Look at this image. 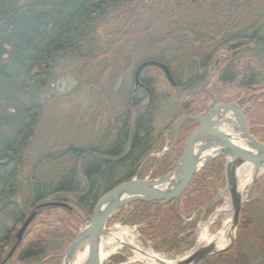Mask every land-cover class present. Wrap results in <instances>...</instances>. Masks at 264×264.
<instances>
[{
	"label": "trees",
	"instance_id": "trees-1",
	"mask_svg": "<svg viewBox=\"0 0 264 264\" xmlns=\"http://www.w3.org/2000/svg\"><path fill=\"white\" fill-rule=\"evenodd\" d=\"M133 1L136 0H0V217L2 221L7 217L12 221L0 230V264H62L64 249L76 235L82 218L90 215L98 198L116 184L131 178L139 160L151 150L160 148L156 146L158 140L150 125L158 104H173L177 117L204 113L212 95L223 102H237L244 111L250 133L259 142H264V119L259 121L260 116H264V0L259 3L248 0L234 23L231 22L235 19L233 15L231 19L228 13L222 15L220 19L224 20L219 24L222 29L216 30L215 38L208 40L210 47L207 50L197 46L206 43L200 37L186 38L185 30L189 24H174L165 38L168 37L167 41L179 50L173 60L161 61L169 66L176 82L171 89L180 97L171 101L172 95H165L162 90H157L158 86L155 87V84L163 85L164 80L154 79L148 84L150 99L143 91L136 96L141 102L134 107L138 109V115L133 122L128 118L127 103L118 101L119 106L110 111V125L117 123L113 143L107 145L103 140L95 141L78 152L72 144L56 141L57 137L41 140V147L31 139L38 124L41 91L52 78L53 59L65 53L76 57L103 54L118 37L115 35L108 43L107 38H101L97 30L95 32V24L103 15L110 21L109 7L117 9L118 5L126 6ZM243 19L248 26L242 23ZM237 43L242 45L227 57L229 49L232 45L238 46ZM219 49L225 50L227 55L217 56ZM206 51L207 54H202ZM189 60L194 61V70L179 67L175 73L170 66H181V63L183 66ZM198 60L203 61L199 63ZM219 85L237 90L234 95L220 99ZM117 109L119 112L112 113ZM196 124L193 119L182 120V130L179 128L173 139L172 150L163 156L150 178L172 169L185 137ZM129 141L131 148L127 155L115 159L121 147L127 150ZM223 165V157L210 160L192 176L177 201H132L114 216L124 211L123 222L138 225V232L153 243L154 250L160 245L175 253L189 249L194 241L187 242L190 233H181L195 226L196 217L189 223H183V219L201 211V207L216 194L215 184H224ZM139 174L137 178H144L141 172ZM54 200L71 208H36L41 202ZM259 202L263 201H252ZM251 205V202L242 205L236 231L238 239L248 233L246 212L250 211ZM33 210L36 214L19 244L3 261L15 241V231ZM210 210L211 206L203 214ZM261 225L263 227L264 223ZM234 247L198 264H225L223 258L233 260L237 257ZM122 260V256L114 254L108 264Z\"/></svg>",
	"mask_w": 264,
	"mask_h": 264
},
{
	"label": "rangeland",
	"instance_id": "rangeland-1",
	"mask_svg": "<svg viewBox=\"0 0 264 264\" xmlns=\"http://www.w3.org/2000/svg\"><path fill=\"white\" fill-rule=\"evenodd\" d=\"M255 1L259 3L261 0H254V3ZM247 2L248 0H136L126 4V6L118 5L117 9L109 7L110 21L105 19V15H103L100 22L95 24L97 25L95 32L97 30V33H99L101 38H107L108 43L110 38H114L115 35H117L118 38L112 41V45H109L103 54H95V57H76L65 53L60 54L53 59L52 78L49 80L48 85L45 86V89L41 91V107L37 114L38 126L31 139L41 143V140H50L49 138L47 139V135L49 136L52 132L55 133L59 131L65 142L72 143L73 140L77 139V143H79L81 147L90 143L93 145L95 141H107V135L109 136L110 131L113 128L111 127L113 125H110L109 123L112 121L110 119V111L115 110V106H119L118 103H121L122 100L126 103V96L133 88L132 74L135 66L146 59L173 60L175 57V53L179 49L175 48L172 42L167 41L168 37L165 38L169 31L173 29L174 24L184 22L189 17H197V15H200V17L208 22V28L206 30L203 28L200 29L198 24L187 22L189 27L185 30L187 32L185 36L188 39L200 37L203 39L204 43H207V45H205L206 43L203 45L200 43V45L197 46H202L201 50H207L209 49L208 47H210L208 40H210L211 37L215 38V35L217 34L216 30L222 29L219 28L220 21L224 20L220 19L221 16H224L225 13L230 14V19L232 18V15L233 18L239 16L241 13V7L243 8V5L245 6ZM225 20L227 21L228 19L225 18ZM236 21V18L231 20L232 23ZM154 32H156V35H153ZM190 42H188V44ZM237 45L238 46L232 45V49H229L228 55L224 54L225 50L223 51L222 49H219L216 55L223 54L228 57L236 51L242 43H237ZM183 46L186 47L184 44ZM207 53L208 51L205 53L202 52L204 55ZM82 54H85V51H83ZM202 61L203 60H198L199 63H202ZM193 62L194 61L189 60V63L183 64V66L182 63L181 66H173L172 64L170 66L173 70H178L180 67L191 71L194 70V66L192 65ZM167 67L169 69V66ZM177 70L175 73H177ZM153 71L160 74V71L154 67H146L143 72L145 75L146 73H152ZM159 76H161V80L163 78L165 83H163V85L155 84V87L158 86L157 90H162L165 95H172V98L169 97L171 101H175L176 97L179 98L180 94L177 96L175 92L176 90L171 89L172 86L162 75ZM185 78L186 76L182 81H185ZM218 87L220 88L219 92H221L219 95V97H221L220 99L227 98L229 95H234L233 93L237 90H228L226 85H219ZM221 102L223 101L219 99L217 100L215 96L212 95V99L208 106L210 107L211 105ZM119 110L120 109H117L112 113L119 112ZM127 110L128 118H130V122H133L137 116V110L134 108L130 110L128 107ZM175 113L173 104L170 103L169 106L158 104L152 114L153 119L151 122L152 124L150 123V125L154 131V136L157 137L156 140H158L156 146H160V148L156 151L151 150V153L154 156H158L157 158H159L160 152L163 148H170L173 139L179 131L182 130L180 126L183 119L177 124H175V121L181 116L196 115L181 114L176 117ZM263 119L264 116L261 115L259 121ZM91 127H94L95 136L93 141L90 140V143H85L88 139L85 136H81L82 132H84L82 129ZM153 128H155V130ZM185 140L183 142H185ZM152 159L153 160L150 161L151 163L146 166L147 169L141 171L144 178L149 176L150 170L156 169H154L155 158ZM243 167L251 170L253 168L251 164H245ZM158 172H160V170H158ZM224 185L225 178L223 185L215 184L217 191L216 194L222 192ZM241 192L242 204L250 202L252 204L250 206V211L246 212V215H248L246 217L251 218L250 223H248V233L246 235L242 234V237L238 239L236 229L234 230V241L231 247L236 245V247H234V252L237 257L233 260L224 258L223 260H225V264H264V226L262 227L261 225L264 223V169L259 172L254 181H252L251 175L248 184L242 188ZM254 200H261L263 202L252 203ZM227 203H229V197L224 193L212 204L207 205V207L211 206V210L208 214H203L204 210L207 208L206 206L202 208L199 213L198 211L192 213L191 216L196 217L195 226L189 227L186 231L181 233V235L190 233L187 242H194L193 246L189 249H184L183 251L175 253L167 251L164 246L160 245L158 250H154L153 243H150L143 236L142 237L147 241V244L151 247L153 252L159 257L175 262L185 257L197 245L198 233L204 227H207V233L209 235L218 232L222 228L223 222L226 219V213L223 212L216 214V212L223 209ZM123 216L124 211H120L117 215L112 217L111 220L109 219L110 221L108 220L106 224V232L111 230L115 225L134 228L137 233V236H135L136 241L140 245H143L138 237V235H140L138 232L139 226L123 222ZM84 218H82V220ZM229 219L231 220V215L229 216ZM82 220L79 228L84 226ZM190 221H187L186 223H189ZM11 223L12 221L9 217L5 218L3 221L0 217V230L4 226L11 225ZM17 230L15 231V234ZM110 247L117 248L111 254L103 257L101 259V264H108L111 256L114 254L123 257L121 262L115 264H146L140 260L130 259L132 251L124 245L118 246L115 242L101 243L102 250H107ZM86 252L87 243H83L75 251V254L84 257L85 259ZM252 255L259 257V259L254 260L253 257H251Z\"/></svg>",
	"mask_w": 264,
	"mask_h": 264
},
{
	"label": "water",
	"instance_id": "water-1",
	"mask_svg": "<svg viewBox=\"0 0 264 264\" xmlns=\"http://www.w3.org/2000/svg\"><path fill=\"white\" fill-rule=\"evenodd\" d=\"M147 66L159 68L166 81L174 87L176 85L167 65L159 60L146 59L139 62L133 72L135 89L141 85L139 80L141 71ZM184 118H191L197 122L196 126L186 137L183 148L177 156L174 166L167 173L156 178H137L136 176L116 184L106 191L94 204L88 217L82 220L80 227L63 252L62 264H67L71 255L83 243H87V252L84 264H101L100 245L106 233L108 220L121 207H127L132 201L163 203L169 200L177 201L188 187L192 176L199 171L208 161L224 158L225 185L222 192L217 193L206 204L210 205L222 194L229 197L231 210V225L235 230L242 206V192L237 187V170L245 165H252V181L264 169V143L259 142L250 133L243 109L236 102H221L211 105L204 113L179 117L175 124ZM42 206L71 207L64 202L48 201L40 203ZM36 210L31 211L15 234V241L5 256L8 259L21 237L34 218ZM143 245L147 241L138 235ZM229 244L222 248H215V244L196 245L185 257L170 264H196L202 258L222 252L231 247ZM130 248L128 245H124ZM3 260V261H4ZM160 264H165L158 259Z\"/></svg>",
	"mask_w": 264,
	"mask_h": 264
},
{
	"label": "bare ground",
	"instance_id": "bare-ground-1",
	"mask_svg": "<svg viewBox=\"0 0 264 264\" xmlns=\"http://www.w3.org/2000/svg\"><path fill=\"white\" fill-rule=\"evenodd\" d=\"M240 16L241 15L239 14L238 17H240ZM187 22H189V23L192 22V23L198 24L200 29L203 28V29L206 30L208 28L207 27L208 26V22L206 20H204L202 17H200V15H197V17H189L188 19H186L184 21L185 24H188ZM242 23H245V25L248 26V24H247L245 19L242 20ZM243 26H242L243 29H248V27L244 28ZM153 35H156V32H154ZM154 60H157V59H154ZM133 72H134V70H133ZM139 80H140V78H139ZM132 81H133V74H132ZM133 84H134V82H133ZM134 89H135V85H134ZM126 98H127V96H126ZM135 110H137V115H138V109H135ZM37 126H38V124H37ZM93 128L94 127L83 128L82 129L84 132H82L81 136H85L88 139L87 142H85V143H90L89 142L90 140L93 141V138L95 136ZM115 128H117V123L115 124V126H113L112 130L110 131L109 136L107 135L108 140L105 141V143L107 145H109L110 142L113 143L115 141V137H116L115 136V131H114ZM153 129L155 130V128H153ZM60 134L61 133L59 131H57L55 133L52 132V134H49V136L47 135L46 137H47V139L48 138L52 139L53 137L54 138L57 137L56 141L65 142L64 138H62V136ZM105 137H106V134H105ZM77 142H78V140L75 139V140H73L72 143H69V144H72L74 146L73 148L75 150H77L78 152H80V151H82V147ZM36 143L41 147V143L40 142H36ZM262 143H264V142H262ZM123 144H124V142H123ZM122 146H124V145H122ZM125 150L126 149H123V147H121V149H120L119 153L116 155L115 159H119V157H121L124 154ZM160 154H162V151L160 152ZM112 160H114V159H112ZM144 161H145L144 158L139 160L138 165L148 166V164L146 162H144ZM245 168L246 167L241 166L237 170V187H238V189L240 191L242 190V188H244L248 184V182H249V180L251 178V175H252V170L251 169H245ZM134 176L135 175H133L132 177H134ZM145 178H150V177L148 176V177H145ZM56 202H60V201H56ZM41 203H43V202H41ZM223 212L226 213V219L223 222L222 228L218 232H216V233H214L212 235H209L207 233V227H204L198 233L197 245H206V244H211L212 243V244H215V248L218 249V248H222V247L226 246L228 244V242L231 241V239H232V237L234 235V229L232 228L231 220L229 219V216L231 215V210H230V207H229V203H227L224 206L223 209L218 210L216 212V214L217 213H223ZM135 236H137V233H136V230L134 228H131V227H120V226H116L115 225L113 228H111V230H109L108 232H106L104 234V237H103V240H102L101 243L103 244V243L115 242V243L118 244V246L128 245L130 247L131 251H132V256H131L130 259L140 260V261H142L143 263H146V264H160L158 259L162 260L165 264L174 263L172 261H168L166 259H163L162 257H159L156 253L153 252V250L151 249V247L148 244L140 245L136 241ZM116 248L117 247H110L107 250L106 249L102 250L101 249V245H100V259H102L103 257L111 254L113 251L116 250ZM67 264H84V257L77 256L75 253H73V255H71L70 259L68 260Z\"/></svg>",
	"mask_w": 264,
	"mask_h": 264
},
{
	"label": "flooded vegetation",
	"instance_id": "flooded-vegetation-1",
	"mask_svg": "<svg viewBox=\"0 0 264 264\" xmlns=\"http://www.w3.org/2000/svg\"><path fill=\"white\" fill-rule=\"evenodd\" d=\"M175 29H177V27H175ZM159 61H161V60H159ZM161 62H163V61H161ZM163 63H165V62H163ZM147 67H154L155 69H157L158 71H160V74L157 73L156 71H153L152 73H146L144 75V72L143 71L145 70L146 67L141 71V73H140V82H141V85H138L137 88L134 89V84H133V88L129 91V93L127 95V98H126V103H127V106H128V108L130 110H132L137 104H140L141 98H139V97L136 98V96L140 92H142V91L145 92L147 94V97L150 99V97H151V90L149 89L148 84H150L154 79H161L160 78L161 76H159V75H162L164 77V74L162 73V71L159 68H157L155 66H147ZM143 76H145V79H146L145 82H143ZM164 79H165V77H164ZM173 144H174V141H172V143L170 144L171 146H170L169 149L163 148L162 149V154L159 155V158H157L158 156H154L151 153V151H150L144 157V160H145L144 162H146L147 164H150V161L153 160L152 158H155V162H154V164H155L154 169H155L157 167V164L163 161V158H164L163 156L172 150ZM130 148H131V141H129V146H128L127 150L124 152V154L121 157H119V159H123L127 155V153H128V151H129ZM146 169L147 168H146L145 165H138L136 167V169L134 170L133 175L137 176V174H139V172H141L142 170H146ZM153 171H154L153 169L150 170L149 175L152 174ZM206 204L204 206H202L201 209L204 208L206 206ZM241 208H242V206H241ZM240 213H241V210H240ZM239 217H240V215H239ZM191 219H193V216H190L189 218L183 219V223H186L187 221H190ZM246 220H247L248 223H250V221H251L249 218H246ZM238 223H239V220H238ZM238 223H237V226H238ZM237 226H236V231H237ZM230 248H232V247H230ZM230 248H228V249H226L224 251H227ZM224 251H222V252H224ZM222 252H218V253H222ZM214 254H217V253H214ZM214 254H211V255H208V256L202 258L196 264H198L203 259H205V258H207L209 256H212Z\"/></svg>",
	"mask_w": 264,
	"mask_h": 264
}]
</instances>
